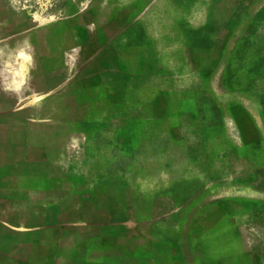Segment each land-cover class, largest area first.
Wrapping results in <instances>:
<instances>
[{
	"label": "rangeland",
	"instance_id": "obj_1",
	"mask_svg": "<svg viewBox=\"0 0 264 264\" xmlns=\"http://www.w3.org/2000/svg\"><path fill=\"white\" fill-rule=\"evenodd\" d=\"M175 19H186L188 31L197 36L201 30L202 40L188 39L186 45L201 46L204 83L218 68L220 82L245 76L252 88L264 86V0H0V60L12 43H31L44 52V69L61 82L81 66L87 46L91 61L105 60L110 71L116 39L126 43L146 32L158 36L157 28ZM231 21L237 51L227 57L222 53ZM99 47L104 49L95 58ZM180 60L179 81L191 83L200 57ZM113 86L108 83L105 105L73 106L60 96L55 110L57 99L49 100L40 112L42 136H24L0 114V252L13 242L33 240L57 242L59 264H166L178 255L177 217L151 215L148 205L163 201L132 197L145 199L151 189L161 188L156 183L163 178L162 165L171 160L178 169L184 154L180 145L171 153L134 152L124 129L149 123L119 119L130 106L116 102L121 90ZM2 98L0 113L7 108ZM55 116L62 119L50 120ZM151 125L159 129L162 122ZM63 128L75 135L63 136ZM100 130L118 131L120 144Z\"/></svg>",
	"mask_w": 264,
	"mask_h": 264
},
{
	"label": "crops",
	"instance_id": "obj_2",
	"mask_svg": "<svg viewBox=\"0 0 264 264\" xmlns=\"http://www.w3.org/2000/svg\"><path fill=\"white\" fill-rule=\"evenodd\" d=\"M234 24L227 23V48L222 53L227 57L237 51ZM165 27L157 28L158 36L146 32L126 43L116 39L110 71L105 60L91 61L86 46L81 66L61 82L42 66L43 51L31 43H12L1 52L0 95L7 108L0 114L24 136H42L40 112L49 100H59L55 110L60 96L73 106L105 105L108 83H114L121 90L116 102L130 106L123 108L119 119L149 123L141 129H124L134 152L171 153L172 146L176 150L180 145L184 154L178 169L171 160L162 165L163 178L156 183L161 188L151 189L145 199L132 197L163 201L162 206L148 205L151 215L177 217L173 230L178 255L166 264H264V86L252 88L245 76L242 81L220 82L218 68L211 69L215 77L204 83L201 46L197 50L186 45L188 39L200 42L201 30L198 36L188 31L186 19H175ZM103 49L99 47L93 56L101 57ZM197 54L199 70L191 83L182 85L180 58ZM155 121L162 122L161 128H151ZM63 129V136L75 135L74 129ZM100 131L101 136L114 137L115 146L120 144L118 131ZM56 243L13 242L9 251L0 252V264H59Z\"/></svg>",
	"mask_w": 264,
	"mask_h": 264
}]
</instances>
